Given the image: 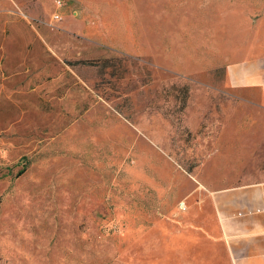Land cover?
Returning <instances> with one entry per match:
<instances>
[{
    "label": "rangeland",
    "instance_id": "obj_1",
    "mask_svg": "<svg viewBox=\"0 0 264 264\" xmlns=\"http://www.w3.org/2000/svg\"><path fill=\"white\" fill-rule=\"evenodd\" d=\"M61 1L7 0L61 13L75 81L39 144L0 148V264H230L211 191L251 181L264 104L226 76L264 58V0Z\"/></svg>",
    "mask_w": 264,
    "mask_h": 264
},
{
    "label": "crops",
    "instance_id": "obj_2",
    "mask_svg": "<svg viewBox=\"0 0 264 264\" xmlns=\"http://www.w3.org/2000/svg\"><path fill=\"white\" fill-rule=\"evenodd\" d=\"M7 3L0 0V148L6 162L14 163L20 158L16 150L42 141L41 123L51 113L62 104L67 109V101L71 109L75 69L64 59L75 43L65 41L76 34L66 33L61 24L58 31L31 24ZM226 78L234 88L257 89L264 104V58L229 66ZM246 125L256 134L238 138L237 153L245 167L255 164L244 177L251 181L211 193L230 264H264V125Z\"/></svg>",
    "mask_w": 264,
    "mask_h": 264
},
{
    "label": "built area",
    "instance_id": "obj_3",
    "mask_svg": "<svg viewBox=\"0 0 264 264\" xmlns=\"http://www.w3.org/2000/svg\"><path fill=\"white\" fill-rule=\"evenodd\" d=\"M57 6L62 5L61 0H56ZM20 16L23 18L29 20L31 24L34 25H46L48 28L53 29V30H58L61 29L60 26V20H61V13L59 11H55L52 15H50L49 18H36L32 17L31 14H28L27 12H24L23 10H18Z\"/></svg>",
    "mask_w": 264,
    "mask_h": 264
},
{
    "label": "trees",
    "instance_id": "obj_4",
    "mask_svg": "<svg viewBox=\"0 0 264 264\" xmlns=\"http://www.w3.org/2000/svg\"><path fill=\"white\" fill-rule=\"evenodd\" d=\"M88 63V62H87ZM20 173H23L22 171H20Z\"/></svg>",
    "mask_w": 264,
    "mask_h": 264
}]
</instances>
